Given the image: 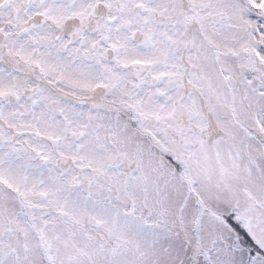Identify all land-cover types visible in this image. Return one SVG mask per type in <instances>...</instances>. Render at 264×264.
Masks as SVG:
<instances>
[{
	"label": "snow or ice",
	"instance_id": "obj_1",
	"mask_svg": "<svg viewBox=\"0 0 264 264\" xmlns=\"http://www.w3.org/2000/svg\"><path fill=\"white\" fill-rule=\"evenodd\" d=\"M0 264H264V0H0Z\"/></svg>",
	"mask_w": 264,
	"mask_h": 264
}]
</instances>
